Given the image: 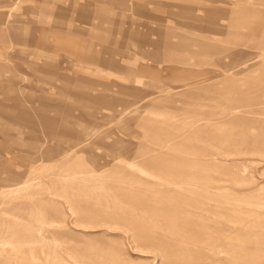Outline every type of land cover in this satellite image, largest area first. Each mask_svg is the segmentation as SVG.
Segmentation results:
<instances>
[{
  "label": "rangeland",
  "instance_id": "1",
  "mask_svg": "<svg viewBox=\"0 0 264 264\" xmlns=\"http://www.w3.org/2000/svg\"><path fill=\"white\" fill-rule=\"evenodd\" d=\"M0 264H264V0H0Z\"/></svg>",
  "mask_w": 264,
  "mask_h": 264
}]
</instances>
